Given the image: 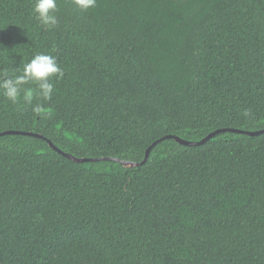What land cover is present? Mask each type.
I'll return each instance as SVG.
<instances>
[{
    "label": "trees",
    "instance_id": "1",
    "mask_svg": "<svg viewBox=\"0 0 264 264\" xmlns=\"http://www.w3.org/2000/svg\"><path fill=\"white\" fill-rule=\"evenodd\" d=\"M58 8L0 0V70L64 71L42 116L0 95V132L43 135L0 136V264H264V132L139 164L264 129V0Z\"/></svg>",
    "mask_w": 264,
    "mask_h": 264
},
{
    "label": "clouds",
    "instance_id": "2",
    "mask_svg": "<svg viewBox=\"0 0 264 264\" xmlns=\"http://www.w3.org/2000/svg\"><path fill=\"white\" fill-rule=\"evenodd\" d=\"M70 3L81 12H87L97 6V0H70ZM58 0H32L34 18L45 30L54 29L58 23ZM18 75L7 69L0 70V95L12 104L23 100L26 105H33V100L41 101L32 106V112L45 114L43 102H49L55 92L53 78L57 80L64 75L56 56L50 53H36L17 69Z\"/></svg>",
    "mask_w": 264,
    "mask_h": 264
},
{
    "label": "water",
    "instance_id": "3",
    "mask_svg": "<svg viewBox=\"0 0 264 264\" xmlns=\"http://www.w3.org/2000/svg\"><path fill=\"white\" fill-rule=\"evenodd\" d=\"M225 130H230V131H235V132H241V133H246V134H249V135H257V134H260L262 132H264V129L262 130H258V131H247V130H238V129H218L216 131H213L211 132L210 134H208L206 137H204L203 139H201L200 141H188V140H185L181 137H178V136H174V135H167L161 139H159L158 141L154 142L146 151V156L145 158L143 159V161L139 164H143L147 161L148 159V156H149V153L151 151V149L162 139H165V138H175L178 142H180L181 144H185V145H200V144H204L205 142H207L208 140H210L212 137H214L216 134L220 133V132H223ZM9 133H22V134H29V135H34V136H39V137H43V135L41 134H33V133H28V132H21V131H11V130H8V131H4V132H0V136L1 135H4V134H9ZM50 145L56 149L57 151L65 154L66 156L70 157V158H73L79 162H84V161H93V160H103V159H108V160H119L118 158H114V157H102V158H75L73 157L72 155H70L69 153H65L64 151L60 150L58 147H56L52 141L48 140ZM121 161V160H119ZM124 164L125 165H136V163H133V162H128V161H124ZM138 164V165H139Z\"/></svg>",
    "mask_w": 264,
    "mask_h": 264
}]
</instances>
